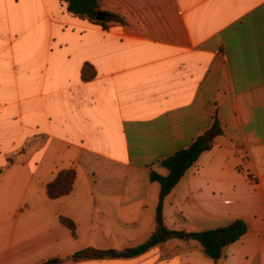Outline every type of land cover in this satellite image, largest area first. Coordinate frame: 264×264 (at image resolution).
I'll return each instance as SVG.
<instances>
[{
	"label": "crops",
	"instance_id": "1",
	"mask_svg": "<svg viewBox=\"0 0 264 264\" xmlns=\"http://www.w3.org/2000/svg\"><path fill=\"white\" fill-rule=\"evenodd\" d=\"M0 0V264L126 249L156 227L159 162L221 133L167 197L190 232L243 220L219 262L191 247L75 264H264V0ZM50 197L49 186L60 175ZM71 220L76 236L61 223ZM193 243V244H191Z\"/></svg>",
	"mask_w": 264,
	"mask_h": 264
},
{
	"label": "trees",
	"instance_id": "2",
	"mask_svg": "<svg viewBox=\"0 0 264 264\" xmlns=\"http://www.w3.org/2000/svg\"><path fill=\"white\" fill-rule=\"evenodd\" d=\"M68 4V10L74 16L88 19L92 23L100 24L108 28L106 20H99L98 15L104 14L106 17L120 21V17L107 11L106 4L101 0H61ZM222 122L218 113L213 117V124L210 130L201 135L191 146L176 152L159 162V168L166 170V175H162L157 170L150 172V180L160 185V198L156 209V227L151 236L142 244L122 250L115 249H96L92 247L83 248L64 257H54L47 259L39 264H75L88 260H118L133 259L144 255L154 248H162L170 240H193L198 243L204 255L214 262H219L224 254V250L231 244L240 240L248 231L249 226L243 220H235L228 226L206 230L190 232L186 230L170 229L164 221V206L167 197L180 183L187 171L192 168L199 160L202 153L212 149L215 137L221 133ZM73 173L60 175L58 182L49 186L50 197H60L70 193L71 186L57 190L55 187L61 180L73 178ZM61 223L71 230L76 236L75 224L67 219L61 218Z\"/></svg>",
	"mask_w": 264,
	"mask_h": 264
},
{
	"label": "rangeland",
	"instance_id": "3",
	"mask_svg": "<svg viewBox=\"0 0 264 264\" xmlns=\"http://www.w3.org/2000/svg\"><path fill=\"white\" fill-rule=\"evenodd\" d=\"M184 242L185 241H183V240H170L167 243H165L163 245V247L160 248V249L164 253L169 254V253L179 252V251H181L183 249L191 247L190 245L185 244ZM187 242H191V241H187ZM191 244H193V243H191ZM105 250H107V249H105ZM120 250H122V249H120ZM68 255H70V254H68ZM65 256H67V255H65Z\"/></svg>",
	"mask_w": 264,
	"mask_h": 264
},
{
	"label": "water",
	"instance_id": "4",
	"mask_svg": "<svg viewBox=\"0 0 264 264\" xmlns=\"http://www.w3.org/2000/svg\"><path fill=\"white\" fill-rule=\"evenodd\" d=\"M98 19L99 20H105L106 19V16L104 14H99L98 15Z\"/></svg>",
	"mask_w": 264,
	"mask_h": 264
}]
</instances>
